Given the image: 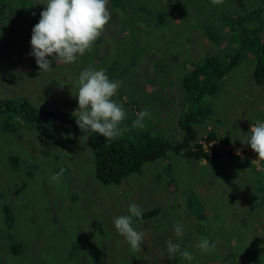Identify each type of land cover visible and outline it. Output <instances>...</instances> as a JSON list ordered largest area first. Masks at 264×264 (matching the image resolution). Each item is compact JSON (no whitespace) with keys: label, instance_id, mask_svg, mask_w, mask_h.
<instances>
[{"label":"rangeland","instance_id":"1","mask_svg":"<svg viewBox=\"0 0 264 264\" xmlns=\"http://www.w3.org/2000/svg\"><path fill=\"white\" fill-rule=\"evenodd\" d=\"M29 1L35 9L28 1L27 10L0 1V100L72 115L78 107L79 73L89 66L104 69L110 80L122 82L112 99L126 112L123 138L147 130L182 145L184 74L206 57L233 55L230 50L238 46L228 42L237 38L234 26L245 23L247 15H259L257 35L264 41V0L220 5L211 0H109L112 19L92 50L70 65L53 61L51 71L43 72L30 41L47 0ZM158 14L164 17L163 29H154ZM249 23L255 27L258 21ZM253 65V54H241L217 82L206 101L211 109L193 126L194 137L180 152L145 163L140 173L118 185L95 180L92 155L68 121L38 132L34 123L17 127V113H10L6 119L13 130L3 131L0 124V264H264V210L258 205L264 198V164L243 143L251 125L264 122V87L251 81ZM143 109L151 118L145 119V129L134 128ZM208 133L214 139L204 143ZM195 144L207 159L180 155ZM212 150L220 152L218 159ZM61 168V179L52 181ZM133 203L142 214L158 211L133 218V227L144 233L141 252L132 251L113 223L129 214ZM176 224L183 225L182 237L175 235ZM201 237L215 242V249H197ZM169 240L195 259L189 262L177 253L170 260Z\"/></svg>","mask_w":264,"mask_h":264},{"label":"clouds","instance_id":"2","mask_svg":"<svg viewBox=\"0 0 264 264\" xmlns=\"http://www.w3.org/2000/svg\"><path fill=\"white\" fill-rule=\"evenodd\" d=\"M211 2L220 5L224 0ZM108 3L109 0H47L44 10L40 13L39 22L32 29L30 41L31 55L35 57L38 69L50 72L53 61L70 65L75 63L79 56L91 51L95 41L112 19ZM121 84V81L110 80L104 69L95 70L89 66L79 73L76 96L78 107L72 115L76 117V124L82 133L91 131L105 139L113 140L128 130L121 127L126 119L123 106L112 99ZM151 115L148 109L139 111L132 126L144 128L145 119L151 118ZM245 137L243 143L250 146L257 155V160L264 161V122L257 121L251 125ZM68 138H73L71 133ZM88 138L84 134L78 139L82 142ZM235 154L240 156L241 150L237 149ZM63 172L64 169L61 168L60 172L52 175L50 179L59 181ZM128 213L114 218V227L116 232L126 239L132 251L141 252L144 233L133 227V218L142 219V209L133 203L129 206ZM174 232L178 238L182 237L183 225H174ZM166 244L170 260L177 253L186 261L195 259L191 252L181 250L178 243L169 240ZM215 247L216 243L210 242L207 237H201L196 244V248L203 252H210Z\"/></svg>","mask_w":264,"mask_h":264},{"label":"trees","instance_id":"3","mask_svg":"<svg viewBox=\"0 0 264 264\" xmlns=\"http://www.w3.org/2000/svg\"><path fill=\"white\" fill-rule=\"evenodd\" d=\"M5 2L9 8L15 6V10H19L21 7L23 10L28 8L25 6L28 1L31 9L36 8V4L29 0H0ZM15 1V3H13ZM119 0H114V4H117ZM121 8V6H119ZM256 12V11H255ZM255 17L258 24L255 27H251L250 21H253ZM246 16L245 23L241 20L238 21L239 26H234L235 33L238 34L237 38L230 39L228 43L231 45H237V49L230 50L233 55L219 52L216 56L206 57L201 60L200 63L192 64L191 70L186 72L182 78L181 85L185 91L186 96V110L181 112L179 117V125L183 130V141L181 143H169L163 138L157 135H151L147 130L143 131L139 136H133V138L118 137L113 140L105 139L94 132L82 133L78 128L75 117L66 113H57L55 111L36 109L27 103H14L11 100H0V116L4 119L0 121L3 131L13 130L14 124L8 123L10 118L9 114L16 112L18 117L19 127L21 122L24 125L34 123L35 130L38 132H44L45 129L51 125H57V123L68 121V123L75 128L79 133V137L87 135L89 138L87 141H83L84 145L90 151L93 158V175L96 181L102 185H118L122 179L133 173H140L141 168L145 163L153 162L158 159H164L167 152L178 153L185 145L194 137L193 126L202 123L206 117L205 113L209 112L211 106L206 103L208 98L212 96L216 91L217 82L228 72L233 66H235L241 54H253L254 65L251 71V81L254 85L264 87V41L258 37L257 32L259 30L260 17L259 15ZM134 21V19H133ZM164 17L158 14L155 17L154 29H163ZM245 24V28L242 27ZM242 25V26H241ZM209 39L216 43L217 37L211 35ZM12 128V129H11ZM145 129V128H144ZM214 139L212 133H208L203 137V142L208 143ZM225 141H222V145ZM193 149V150H192ZM191 150H186L180 155L184 154L187 160L199 161L207 159V153L201 148L200 144L192 145ZM211 156L213 159L220 157V152L212 150ZM260 163L264 164V161ZM264 172V168L260 171ZM191 202V201H188ZM258 205L264 210V198L259 200ZM158 213L156 209L142 214V218H148ZM10 220V218L8 219ZM264 221V220H263ZM11 252L16 254L18 249L13 248V244L10 245Z\"/></svg>","mask_w":264,"mask_h":264},{"label":"crops","instance_id":"4","mask_svg":"<svg viewBox=\"0 0 264 264\" xmlns=\"http://www.w3.org/2000/svg\"><path fill=\"white\" fill-rule=\"evenodd\" d=\"M244 137H245V134H244ZM243 151H245V149L243 148Z\"/></svg>","mask_w":264,"mask_h":264}]
</instances>
